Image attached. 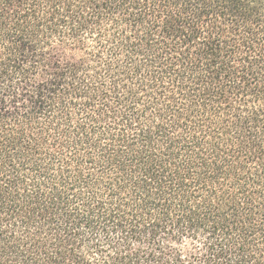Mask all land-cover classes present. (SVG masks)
I'll list each match as a JSON object with an SVG mask.
<instances>
[{
    "label": "trees",
    "instance_id": "1",
    "mask_svg": "<svg viewBox=\"0 0 264 264\" xmlns=\"http://www.w3.org/2000/svg\"><path fill=\"white\" fill-rule=\"evenodd\" d=\"M0 264H264V0H0Z\"/></svg>",
    "mask_w": 264,
    "mask_h": 264
}]
</instances>
